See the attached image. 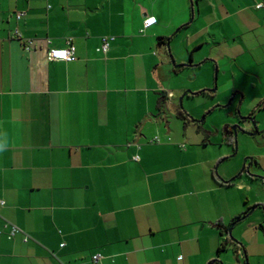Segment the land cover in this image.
<instances>
[{
  "label": "crops",
  "instance_id": "obj_1",
  "mask_svg": "<svg viewBox=\"0 0 264 264\" xmlns=\"http://www.w3.org/2000/svg\"><path fill=\"white\" fill-rule=\"evenodd\" d=\"M262 1L202 0L199 10L202 31L216 39L214 66L231 70L243 93L239 76L264 92ZM130 4L140 13L135 31ZM139 8V0H0V264L224 261V229L238 216L220 196L234 183L214 170L215 182L196 183L206 190L190 180L193 164H182L190 153L164 127L174 94L159 81L168 56L156 38L166 26ZM149 16L157 23L142 32ZM104 36L114 38L107 54L97 51ZM69 42L71 61L48 59ZM11 225L21 230L12 238Z\"/></svg>",
  "mask_w": 264,
  "mask_h": 264
},
{
  "label": "rangeland",
  "instance_id": "obj_2",
  "mask_svg": "<svg viewBox=\"0 0 264 264\" xmlns=\"http://www.w3.org/2000/svg\"><path fill=\"white\" fill-rule=\"evenodd\" d=\"M142 6L149 14L155 13L163 21L161 25L166 26L160 36L166 37L168 43L160 44L156 38L157 51L168 56L167 69L159 70V81L165 92L174 94L169 100L172 106L168 105L170 108L166 111L170 118L166 119L164 127L173 134L171 144L178 151L190 153L186 160H181L182 164H193L188 170L193 173L190 180L196 188L206 190L205 182H201L202 186L196 183H200L202 175L213 182V170L219 179H234L233 186L220 198L234 200L229 207L231 210L225 213L229 215L233 210L241 221H233L226 229L231 231L232 241L243 244L245 253L234 243L226 247L227 242H224V261L219 264H257V260L264 263V256L254 259V254L256 257L264 254V247L260 245L264 242V101L259 105L263 89L251 88L249 84L244 87L245 78L239 76L236 82L243 83L245 93L238 91L234 89L231 70L227 69L224 74L218 65L214 66L215 59L211 55L218 56L216 39H211V31H202L205 22L202 18L206 19L204 14L202 18L199 15V10L205 11L201 8L202 0H139V7ZM133 10L130 4L126 17L130 30L135 31L140 13ZM137 35L146 37L149 33L138 31ZM202 42L204 45H198ZM171 57L178 65L193 66L174 72ZM180 109L186 119L178 116ZM231 132L234 139L236 132L237 149L232 145ZM214 194L207 191L202 197Z\"/></svg>",
  "mask_w": 264,
  "mask_h": 264
},
{
  "label": "built area",
  "instance_id": "obj_3",
  "mask_svg": "<svg viewBox=\"0 0 264 264\" xmlns=\"http://www.w3.org/2000/svg\"><path fill=\"white\" fill-rule=\"evenodd\" d=\"M257 8L264 10V1L258 3ZM156 23H157L156 17H154V16L147 17L143 22V29L141 31L145 32V30H147L151 26L155 25ZM113 40H114L113 37L104 36L102 38L101 46L97 49V51H99L103 54H107L109 51V48H110V43ZM27 49H29V48H27ZM74 55H75V46L69 42L68 46L66 48H53V49L49 50L48 59L50 61H71L73 59ZM154 142H159L157 137L151 140V143H154ZM136 159H138V157H136ZM20 232H21V230L18 227L11 225L9 237L12 238L17 233H20ZM26 240H27V238L25 239V241ZM102 258L103 257L101 254H95L93 256V261L98 262Z\"/></svg>",
  "mask_w": 264,
  "mask_h": 264
},
{
  "label": "trees",
  "instance_id": "obj_4",
  "mask_svg": "<svg viewBox=\"0 0 264 264\" xmlns=\"http://www.w3.org/2000/svg\"><path fill=\"white\" fill-rule=\"evenodd\" d=\"M191 2H192V0H191ZM158 40H159V42L160 43H168V39H166V38H163V37H159L158 38ZM168 52V51H167ZM168 55H170V51L168 52ZM189 66H193V65H185V64H183L181 67L182 68H185V67H189ZM216 66V65H215ZM182 68H176V67H173V71L174 72H178V71H180ZM253 115V114H252ZM178 116L180 117V118H182V119H186V116H185V112L183 111V109H180L179 110V112H178ZM231 142H232V145L235 147V139H234V136H233V133L231 132ZM246 169V168H245ZM244 169V170H245ZM222 181V183H224V184H233V181L231 180L230 182H227V181H223V180H221ZM239 220H241V218L240 217H236L235 219H234V221H239ZM225 230H226V232H227V242L229 243V242H233L234 243V245L236 246V247H238V248H242L244 251H245V249H244V246H243V244L241 243V242H238V241H232V239H231V235L228 233V228L226 229V227H225ZM222 249L224 248V246H222L221 247ZM221 250V249H220ZM213 263V262H212ZM212 263H210V264H212Z\"/></svg>",
  "mask_w": 264,
  "mask_h": 264
},
{
  "label": "water",
  "instance_id": "obj_5",
  "mask_svg": "<svg viewBox=\"0 0 264 264\" xmlns=\"http://www.w3.org/2000/svg\"><path fill=\"white\" fill-rule=\"evenodd\" d=\"M171 60H172V63H173V65H174V67H176V68H179V67H181L182 65H178V64H176L175 63V60L173 59V57H171ZM213 92H215V89L213 90ZM235 131V130H234ZM255 133V132H254ZM253 133V134H254ZM235 149H237V142H236V132H235ZM246 167V166H245ZM245 167L243 168V170L245 169ZM243 170H242V172H243ZM241 172V173H242ZM234 179H232V181H233ZM231 181V180H230ZM230 181H227V182H230ZM228 233L231 235V231L229 230L228 231Z\"/></svg>",
  "mask_w": 264,
  "mask_h": 264
},
{
  "label": "clouds",
  "instance_id": "obj_6",
  "mask_svg": "<svg viewBox=\"0 0 264 264\" xmlns=\"http://www.w3.org/2000/svg\"><path fill=\"white\" fill-rule=\"evenodd\" d=\"M5 145L0 143V151L4 150Z\"/></svg>",
  "mask_w": 264,
  "mask_h": 264
}]
</instances>
